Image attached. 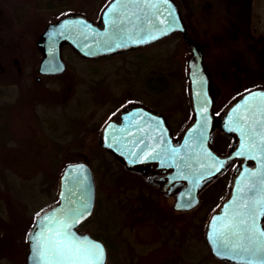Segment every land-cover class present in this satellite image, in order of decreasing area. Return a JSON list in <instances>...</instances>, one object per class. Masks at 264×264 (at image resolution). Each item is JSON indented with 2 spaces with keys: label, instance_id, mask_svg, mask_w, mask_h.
Returning a JSON list of instances; mask_svg holds the SVG:
<instances>
[{
  "label": "rangeland",
  "instance_id": "obj_1",
  "mask_svg": "<svg viewBox=\"0 0 264 264\" xmlns=\"http://www.w3.org/2000/svg\"><path fill=\"white\" fill-rule=\"evenodd\" d=\"M109 1H101L100 4H105L98 8L102 10ZM176 2L189 37L203 49L205 69L217 88L216 113L237 93L264 87V0ZM36 3L37 0H0V87L3 90L0 97V143L43 152L31 154L38 162L36 172L35 167L23 163L24 159L19 160L20 163L5 161V168L0 169V187L9 198L3 196L1 205L5 208L3 216L7 221L13 217L21 220L33 218L32 224L38 213L57 201L59 184L54 182L50 173L53 162L61 157L57 154V143L79 136L88 126H103L116 110L131 101H140L162 111L175 135L192 115L188 96L190 51L182 41L181 33L135 51L95 60L73 53L68 55L70 48H65L66 76L51 77L44 83L47 97L37 105L39 121L14 112L16 100L23 95V89L15 82L30 69L28 66L25 71L21 68L16 56L21 58L22 52L18 54L14 46L35 55L38 50L36 39L46 24L64 15L61 10L65 3L56 10H46L42 14L44 27L34 39L29 30L37 17ZM97 15L91 17L97 19ZM158 73L168 77L173 89L158 94L148 89L149 75ZM230 142L228 137L219 133L214 139V145L222 153L227 152ZM231 170L222 176L224 184L210 185L202 192L204 201L195 208V217L184 214L185 223L193 219L185 230V240L196 249L197 260L191 262L186 256L182 264H217L210 259H199L209 249L197 232V226L200 219L209 218L215 208H212L214 202H220L226 196ZM113 177L107 172L95 173L97 198L103 208L101 224L110 225L118 237L120 264H159L165 261L174 252L167 240L170 230H162L158 224L143 223L138 211L141 196L159 199L158 189L133 183L126 189L114 182ZM166 201L173 205V198H166ZM177 216L171 215L169 219L181 217ZM96 225L97 222H92L82 228L92 233ZM19 249V244L12 241L0 247V264H21Z\"/></svg>",
  "mask_w": 264,
  "mask_h": 264
},
{
  "label": "water",
  "instance_id": "obj_2",
  "mask_svg": "<svg viewBox=\"0 0 264 264\" xmlns=\"http://www.w3.org/2000/svg\"><path fill=\"white\" fill-rule=\"evenodd\" d=\"M174 33L182 34L190 51L191 117L175 136L162 111L131 101L103 125L99 146L125 169L173 198L176 211L197 208L201 192L236 161L227 194L208 218L205 241L216 259L232 264H262L264 237L259 233L264 231V87L238 94L216 113L217 88L205 69L202 47L188 35L176 0H110L97 19L76 11L64 14L47 23L36 39L41 54L37 70L45 76L65 73V47L93 60L131 52ZM218 132L232 138L225 153L213 143ZM96 201L92 166L86 161L67 163L59 178L57 201L38 213L28 232L27 264H55L57 257L50 240L57 229L63 230L61 221L71 226L67 232L79 240L101 245L103 264H108L105 243L91 232L80 230L93 215ZM241 220L247 223L241 224ZM225 224H232L237 234H232L233 229L225 230ZM222 241L230 249L226 254L217 252Z\"/></svg>",
  "mask_w": 264,
  "mask_h": 264
},
{
  "label": "trees",
  "instance_id": "obj_3",
  "mask_svg": "<svg viewBox=\"0 0 264 264\" xmlns=\"http://www.w3.org/2000/svg\"><path fill=\"white\" fill-rule=\"evenodd\" d=\"M101 1L103 0H37V3L35 4V12L37 17L36 20L33 22V25L30 27L31 29L29 31L32 33V37L35 39L36 34H38L44 27V24L42 22V20L44 19V15L42 14L45 13L46 10L50 11L52 9H58L60 7L59 5L62 3L65 4L64 9L61 10V14H67L69 12L76 11L85 13L91 17L97 15L101 11V7L105 4V1L102 2V4L104 3L103 5L100 4ZM100 5L101 7L98 8V6ZM14 48L16 49V52L18 51V54L22 52V59L19 58V56H16L18 58L16 60H20L22 64L21 68L24 71L28 70V67L30 68L29 71H25L23 76L19 77L15 82L19 84V86H21V88L23 89V95H20L19 99L16 100L14 105L16 110L14 112L22 113V115H24V118L26 119L36 118L39 121L36 108L37 105L47 97V89L45 88L44 83L51 77L40 75L37 71V66L40 60V53L38 50L36 51V54L33 55L29 53L26 49L25 51H23L24 48H22V50H20L18 46H14ZM34 49L36 50V48ZM69 52L70 53H67L68 55L72 53L75 54L71 49ZM36 76L39 77L36 78ZM65 76L66 75L64 73L61 74V76L59 77L64 78ZM147 83L148 89L156 94L160 92L170 91L171 89H173V86L168 77L160 73L149 75ZM41 89L43 91H41ZM240 93H237L235 96ZM2 95L3 90L0 87V97ZM101 127L102 125L95 124L92 126H88L82 131L79 136L64 141L62 143H57V154L61 157L53 162V169L52 172H50L54 182H56V184H59V178L61 176L62 170L67 163L74 161H86L93 167L96 175H100L101 172L110 173L112 176H114V182L126 189H129V187L134 184L140 187L146 186L153 190H157L156 187L148 184L139 174L125 169L122 164L119 163L110 153H108L106 150L102 149L99 146L98 137ZM219 135L221 134L219 133ZM34 147H36V145ZM28 149L29 148H26V150H22L20 148L17 149L16 147H7V145L0 143V169L2 167L5 168L3 164L6 163V160L10 163L13 161L20 163L19 160L24 159L22 160L24 164H27L28 167H30L31 165L33 166V168L35 167L36 169H33L34 172L38 171V162L31 154L36 152H43H41V150L37 151L31 149V151L30 149ZM223 182L224 179L221 176L216 179L211 185L213 186L214 184H224ZM4 192L5 191H3L0 187V247L3 248V245L6 246V244L11 241L17 242L21 248V250L19 249L20 253H22L21 264H26V255L28 249L27 233L32 225L33 218L23 217L25 219L21 220L16 217H13V219L7 221L3 216L5 208L3 207V205H1V198L3 196L8 197V194H5ZM159 194L161 195L159 199H154L151 196H149V198L147 199L146 195H142L138 208L143 223L146 222L158 224L162 230H170V232L167 233V240L169 241V243L172 244L174 252L165 261L159 264H182L186 256L191 260V262L194 261V259L197 260V253L195 251L196 249H193L192 246L188 245L185 240V230H187L188 223H192L193 219L190 220L188 223H185L186 220L184 219V214L190 217H195L196 209H193L189 212L175 211L173 207L167 203L166 198L161 194V192H159ZM218 203V201H215L212 205V208L216 207ZM102 209L103 208L101 205V201L97 198V203L93 215L89 219H87L83 223V225L87 226L92 222H97L96 228L92 231V235L98 239H101L105 243L108 250L109 263L120 264L119 240L117 235L114 233V229L111 228L110 225L101 224V213L103 211ZM171 215H178L183 218L181 219V217L177 216L178 218L172 217L173 220H171L169 219ZM207 219L208 216L200 219L198 226L196 225L197 232L204 239L205 224ZM168 223H171V226ZM15 239L16 241H14ZM202 258L199 259L201 261H205V258L208 260L210 259L215 261L217 264H232L216 259L212 256L210 250H208V252Z\"/></svg>",
  "mask_w": 264,
  "mask_h": 264
},
{
  "label": "snow or ice",
  "instance_id": "obj_4",
  "mask_svg": "<svg viewBox=\"0 0 264 264\" xmlns=\"http://www.w3.org/2000/svg\"><path fill=\"white\" fill-rule=\"evenodd\" d=\"M172 25H170L171 27ZM167 31V30H165ZM155 38V37H153ZM247 207V205H245ZM261 209L264 211V201H261ZM241 224H246L244 220L240 221ZM61 229H57L51 236L50 243L52 245V251L57 261L55 264H103V248L101 245L95 242L85 240H79L67 232L66 228L71 227L70 225H63V222H60ZM225 230L233 229V235H236L237 232L234 229L232 224H225L223 226ZM218 235H223L222 232H218ZM261 237H264V231L259 233ZM261 249H257L260 251ZM230 249L227 247V242L222 241L218 247V254H226ZM247 251V249H245ZM41 258L43 254L41 253ZM262 259V264H264V257ZM53 264V262H49Z\"/></svg>",
  "mask_w": 264,
  "mask_h": 264
},
{
  "label": "flooded vegetation",
  "instance_id": "obj_5",
  "mask_svg": "<svg viewBox=\"0 0 264 264\" xmlns=\"http://www.w3.org/2000/svg\"><path fill=\"white\" fill-rule=\"evenodd\" d=\"M37 67H38V66H37ZM37 71H38V70H37ZM65 73H66V72H65ZM44 76H45V75H44ZM56 76H59V75L48 76V77H56ZM139 102H140V101H139ZM152 108H153V107H152ZM229 139L231 140V142H230V146H231V144H232V138H229ZM228 149H229V148H228ZM227 151H228V150H227ZM236 163H237V162L235 161V162L232 164V166H231L227 171H229V170H231V169L233 170V168L235 167ZM232 170H231V173H232ZM227 171H226V172H227ZM226 172H225V173H226ZM225 173H224V174H225ZM224 174H223V175H224ZM223 175H222V176H223ZM230 176H231V174H230ZM230 176H229V183H230ZM210 185H211V184H210ZM210 185H209V186H210ZM228 187H229V185H228ZM206 188H207V187H206ZM206 188H205V189H206ZM205 189H204V190H205ZM204 190H203L202 192H204ZM227 191H228V190H227ZM159 192H160V191H159ZM202 192H201V203L203 202V199H202ZM166 198H168V197H166ZM83 228H84V227H83ZM83 228L80 227V230H84ZM84 231H86V230H84Z\"/></svg>",
  "mask_w": 264,
  "mask_h": 264
}]
</instances>
